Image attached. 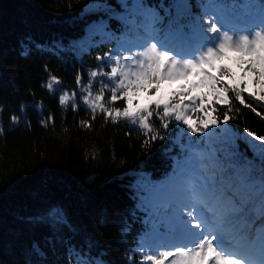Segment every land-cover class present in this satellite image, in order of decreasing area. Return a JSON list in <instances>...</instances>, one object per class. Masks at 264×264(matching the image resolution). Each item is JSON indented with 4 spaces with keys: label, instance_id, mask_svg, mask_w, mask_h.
<instances>
[{
    "label": "trees",
    "instance_id": "trees-1",
    "mask_svg": "<svg viewBox=\"0 0 264 264\" xmlns=\"http://www.w3.org/2000/svg\"><path fill=\"white\" fill-rule=\"evenodd\" d=\"M248 20L264 22V0H0V264H180L154 240L176 227L153 219L191 202L192 174L200 196L213 186L214 233L249 249L228 264H264V67ZM216 30L211 52L245 85L172 89Z\"/></svg>",
    "mask_w": 264,
    "mask_h": 264
},
{
    "label": "rangeland",
    "instance_id": "rangeland-1",
    "mask_svg": "<svg viewBox=\"0 0 264 264\" xmlns=\"http://www.w3.org/2000/svg\"><path fill=\"white\" fill-rule=\"evenodd\" d=\"M255 53L257 54L256 61L259 66L264 67V41L260 43V45L255 48ZM220 62H224L226 65L231 67L235 74L230 72V75L232 78L228 77V74H222L216 71V67ZM248 62H244V65H247ZM162 67H165L166 70L170 69L169 65H165L164 61H162L161 64ZM188 67L193 68V70L189 71V73L186 74V71L188 70ZM147 69V68H146ZM149 69V68H148ZM244 69H241L239 65H236L235 60L231 58H223L220 59L212 52H207L206 56H203L201 59H192V60H183L182 63L177 68L176 72L173 73V75L170 78H167L165 80V83L172 87V89H181L182 87L188 86L190 89H197L200 92H204L208 95L211 93V88H213L216 84V81L219 80L221 77H225L229 79L230 81H234L235 83L242 82L243 85H245V82L243 80V72ZM140 83V82H139ZM144 84V83H143ZM139 87H145L142 85H138ZM179 91V90H178ZM211 121V120H210ZM214 128V134L221 135L222 138L227 139L226 137V129H230L229 127H225L224 129L221 126H214L211 124ZM211 140H213L211 138ZM167 186V183L159 182L155 184L154 186H149L148 191L149 194L147 195V198H153L154 196H158L159 194L163 193L164 187ZM205 194L207 196H211L212 193L205 191ZM178 198H169L171 203H176L178 201ZM187 202L184 201V205H186ZM184 205H173L171 209H168V207H161L159 208V214H158V220L157 224L161 225H176V226H182L186 229H198L199 224L196 221L195 216H193V209L184 206ZM207 249L214 250L212 247H210V244L206 246ZM208 256V252L204 251L202 252L201 249L195 248L191 251L187 252H181L179 253L178 257L183 258L180 260V264H205L206 258ZM218 258V256H213L211 258V262L216 263L213 259ZM219 263V262H217ZM221 264V263H219Z\"/></svg>",
    "mask_w": 264,
    "mask_h": 264
},
{
    "label": "bare ground",
    "instance_id": "bare-ground-1",
    "mask_svg": "<svg viewBox=\"0 0 264 264\" xmlns=\"http://www.w3.org/2000/svg\"><path fill=\"white\" fill-rule=\"evenodd\" d=\"M62 85H63V84H62ZM62 85H61V86H62Z\"/></svg>",
    "mask_w": 264,
    "mask_h": 264
}]
</instances>
